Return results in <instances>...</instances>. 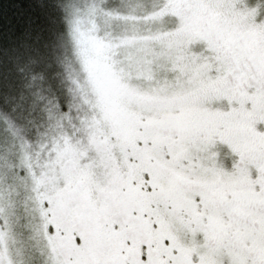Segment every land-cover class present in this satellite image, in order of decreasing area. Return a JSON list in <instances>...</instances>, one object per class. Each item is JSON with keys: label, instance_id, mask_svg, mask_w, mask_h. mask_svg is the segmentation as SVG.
<instances>
[{"label": "snow or ice", "instance_id": "obj_1", "mask_svg": "<svg viewBox=\"0 0 264 264\" xmlns=\"http://www.w3.org/2000/svg\"><path fill=\"white\" fill-rule=\"evenodd\" d=\"M0 264H264V0H0Z\"/></svg>", "mask_w": 264, "mask_h": 264}]
</instances>
